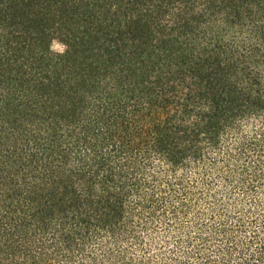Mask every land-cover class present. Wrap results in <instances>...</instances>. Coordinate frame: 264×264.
<instances>
[{"label":"trees","instance_id":"1","mask_svg":"<svg viewBox=\"0 0 264 264\" xmlns=\"http://www.w3.org/2000/svg\"><path fill=\"white\" fill-rule=\"evenodd\" d=\"M0 264H264V0H0Z\"/></svg>","mask_w":264,"mask_h":264},{"label":"rangeland","instance_id":"2","mask_svg":"<svg viewBox=\"0 0 264 264\" xmlns=\"http://www.w3.org/2000/svg\"><path fill=\"white\" fill-rule=\"evenodd\" d=\"M53 49L56 50V51H61L62 50V47L59 44L54 43Z\"/></svg>","mask_w":264,"mask_h":264}]
</instances>
